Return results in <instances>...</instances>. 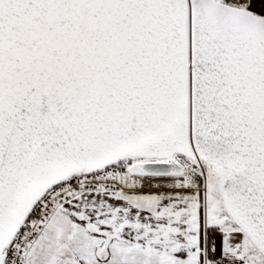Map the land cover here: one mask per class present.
<instances>
[{
	"label": "snow or ice",
	"instance_id": "obj_1",
	"mask_svg": "<svg viewBox=\"0 0 264 264\" xmlns=\"http://www.w3.org/2000/svg\"><path fill=\"white\" fill-rule=\"evenodd\" d=\"M0 264H264V0H0Z\"/></svg>",
	"mask_w": 264,
	"mask_h": 264
}]
</instances>
